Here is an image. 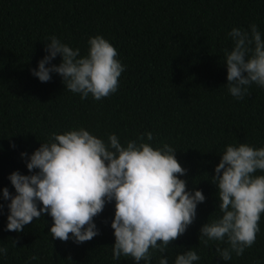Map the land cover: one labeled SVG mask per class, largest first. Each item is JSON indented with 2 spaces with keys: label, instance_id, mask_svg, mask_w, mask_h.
I'll use <instances>...</instances> for the list:
<instances>
[{
  "label": "trees",
  "instance_id": "1",
  "mask_svg": "<svg viewBox=\"0 0 264 264\" xmlns=\"http://www.w3.org/2000/svg\"><path fill=\"white\" fill-rule=\"evenodd\" d=\"M252 24L264 38V0H0V189L15 195L9 175L30 174L20 153L30 156L52 133L83 127L105 143L115 134L125 147L144 136L142 142L154 148L166 143L176 149L187 169L180 178L206 198L194 223L167 249L169 264L191 248L200 257L194 264H264V214L255 244L242 256L222 261L216 242L199 243L201 226L221 216L211 176L225 147H264V88L253 84L250 95L237 100L224 86V49L233 47L228 33ZM96 35L117 49L125 66L109 97L82 100L58 74L46 83L31 74L49 37L85 56ZM60 60L58 55L52 63ZM0 203V247L8 249L0 264H135L130 257L112 259L114 202L94 218L99 235L79 245L52 240L49 215L21 233L6 231L10 201L2 193ZM161 255L153 252L151 264H159Z\"/></svg>",
  "mask_w": 264,
  "mask_h": 264
},
{
  "label": "clouds",
  "instance_id": "2",
  "mask_svg": "<svg viewBox=\"0 0 264 264\" xmlns=\"http://www.w3.org/2000/svg\"><path fill=\"white\" fill-rule=\"evenodd\" d=\"M228 36L233 47L224 49V86L232 97L243 100L250 95L251 85L264 88V38L256 24L247 30L233 28ZM88 45L87 55L81 56L78 48L49 37L46 55L30 72L42 83L58 74L67 90L80 94L82 100L89 95L96 101L109 97L118 90L125 66L117 59V49L101 35L90 37ZM58 55L60 63H52ZM145 135L148 141L154 139L151 132ZM138 140L128 141L125 147L110 134L105 143L81 127L52 133L49 142H41L30 156L21 152L30 174L9 175L15 195L6 187L0 189L2 199L10 201L5 230L21 233L34 219L49 215L52 240L71 239L79 245L99 235L94 218L114 202L112 259L123 256L135 264H151L153 252L158 251L159 264H169L167 249L194 223L197 206L206 198L202 190H189L188 181L180 178L187 169L177 160L176 149L166 143L154 148L142 142L144 136ZM211 183L217 189L221 216L201 226L199 243L216 242L219 259L230 261L233 253L239 257L252 247L261 230L264 147L227 145ZM3 207L0 203V214ZM17 243L13 239V246ZM7 252V247H0V256ZM199 259L191 248L178 253L174 264H194Z\"/></svg>",
  "mask_w": 264,
  "mask_h": 264
}]
</instances>
